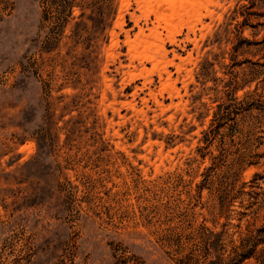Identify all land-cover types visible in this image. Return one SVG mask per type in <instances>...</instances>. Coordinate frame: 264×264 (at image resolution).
<instances>
[{
    "label": "rangeland",
    "instance_id": "1",
    "mask_svg": "<svg viewBox=\"0 0 264 264\" xmlns=\"http://www.w3.org/2000/svg\"><path fill=\"white\" fill-rule=\"evenodd\" d=\"M146 4L0 0V264H264V0Z\"/></svg>",
    "mask_w": 264,
    "mask_h": 264
},
{
    "label": "bare ground",
    "instance_id": "2",
    "mask_svg": "<svg viewBox=\"0 0 264 264\" xmlns=\"http://www.w3.org/2000/svg\"><path fill=\"white\" fill-rule=\"evenodd\" d=\"M185 1H187V0H185ZM195 1H197V0H195ZM145 2L147 3L146 5H147L148 10L150 11V13L151 12L154 13V15L156 16V19H158L159 22H164L165 23L166 29L168 30V33H169V38H170L171 41H174L175 38H176L175 34L179 32L178 28L180 26V24H176V22L174 23V18L182 16V14H181V16H179V12L180 11L186 13V10L183 11V9L185 7V6L183 7V5H184L183 4V0H157V1L156 0L155 1H153V0H145ZM153 2H156V3H153ZM199 5H198V7H199ZM164 6L169 7L170 9H172V14L165 13L164 10H161ZM188 6H187V8H188ZM182 7H183V9L179 10V8L181 9ZM176 9H178L179 12H177ZM165 10H167V9H165ZM182 12H180V13H182ZM160 36H161L160 34L154 33V34H152V40H153L152 42L147 39V40L141 41L140 45H137V47L134 48L135 51L137 52V55L140 57L141 60L144 59V61L145 60L151 61L150 63L153 62L155 67H157L158 65L161 64V60L162 59H160V58L162 57V52H164V47H163L164 43H162L163 40L161 39ZM140 47H142L143 50L140 49ZM151 50L155 51V54H151L152 53ZM171 86L168 85L167 89L168 88L171 89Z\"/></svg>",
    "mask_w": 264,
    "mask_h": 264
}]
</instances>
